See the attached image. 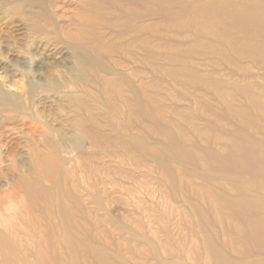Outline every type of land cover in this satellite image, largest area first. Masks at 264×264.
Listing matches in <instances>:
<instances>
[{"label": "rangeland", "instance_id": "374dc122", "mask_svg": "<svg viewBox=\"0 0 264 264\" xmlns=\"http://www.w3.org/2000/svg\"><path fill=\"white\" fill-rule=\"evenodd\" d=\"M0 84V264H264V0H0Z\"/></svg>", "mask_w": 264, "mask_h": 264}, {"label": "bare ground", "instance_id": "6f19581e", "mask_svg": "<svg viewBox=\"0 0 264 264\" xmlns=\"http://www.w3.org/2000/svg\"><path fill=\"white\" fill-rule=\"evenodd\" d=\"M24 21L27 27L28 26L31 27V22L29 19H25ZM77 26L80 27V24ZM84 28H86V26L82 27V29ZM77 41L78 42L75 43L72 47V57H73V63H74L73 65L75 69L74 70L75 76L73 77V79H71L70 81H66V82L62 77L60 78L61 81H63L64 84H66L65 87H67L68 85L73 86L74 84L80 87L82 84H84L83 75L86 72L85 64H87V61L85 59H82L80 55L81 51H79L78 48L80 45L87 47L89 40H87V38L79 37ZM37 86L38 85L36 82H34L33 80H30V89L32 93L36 92ZM65 87L57 83L55 77H53V91H55L54 93H59L62 95L64 94L65 96L70 97L72 94V91L67 92V93L60 92L61 90L64 91ZM75 89L77 88H74L73 91ZM14 97H15L14 94L7 87H3L0 84V104H1L0 114L5 113V112L11 113L12 111L19 110L16 103L13 102ZM33 97L31 99H33ZM75 102H78V100L75 99ZM32 113L37 118L39 117L41 118L39 112L35 108H32ZM23 117L25 116H22V118ZM39 127L41 126L39 125ZM48 130L50 131L49 126H47L44 132L42 133L41 135L42 139L40 140V142H38L37 147L35 148V157L33 156V162L40 169L39 174L41 176L34 178V173H33L31 176H28L26 182H23L24 185H26L27 187L26 188L27 193L25 197L26 204L31 199L29 198V194L32 196L33 199L37 198L40 192H42L44 196L48 195L49 192L47 191V189H44L43 187H41L40 181L46 180L47 176L56 178V174H61L60 172L65 170L64 165L61 162L64 159L63 158L64 153H63L62 147L67 146L70 149V151H74L73 153H75L76 155L75 146L72 145L74 148V150H72L71 146L68 143L66 136L63 137L60 142H56L52 138L49 137L50 132L48 133ZM60 195H61V198L63 199L64 195L63 194H60Z\"/></svg>", "mask_w": 264, "mask_h": 264}]
</instances>
